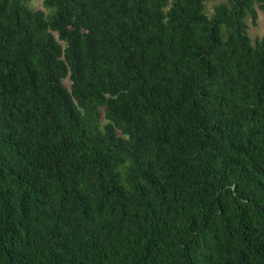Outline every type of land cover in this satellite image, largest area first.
I'll list each match as a JSON object with an SVG mask.
<instances>
[{"label": "trees", "instance_id": "1", "mask_svg": "<svg viewBox=\"0 0 264 264\" xmlns=\"http://www.w3.org/2000/svg\"><path fill=\"white\" fill-rule=\"evenodd\" d=\"M207 1L0 0V264H264V0Z\"/></svg>", "mask_w": 264, "mask_h": 264}, {"label": "rangeland", "instance_id": "2", "mask_svg": "<svg viewBox=\"0 0 264 264\" xmlns=\"http://www.w3.org/2000/svg\"><path fill=\"white\" fill-rule=\"evenodd\" d=\"M43 1L44 0H27L28 6L32 9L45 11ZM223 1L225 0L207 1L205 3V13L207 14V16H211L215 4ZM256 11L257 20L255 24H252L250 18L246 19V24L248 26V37L252 44L255 42V40L261 38L264 35V12L258 8L256 9ZM65 83L68 84V81L65 80Z\"/></svg>", "mask_w": 264, "mask_h": 264}]
</instances>
